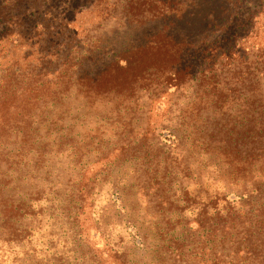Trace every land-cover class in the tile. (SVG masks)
I'll list each match as a JSON object with an SVG mask.
<instances>
[{
    "label": "trees",
    "instance_id": "1",
    "mask_svg": "<svg viewBox=\"0 0 264 264\" xmlns=\"http://www.w3.org/2000/svg\"><path fill=\"white\" fill-rule=\"evenodd\" d=\"M157 19H182L197 38L160 30L123 48L101 69L84 70L83 62L93 61L94 49L104 41L99 32L110 22L131 27ZM72 89L92 103L97 96L115 100L116 124L143 102L147 132L175 112L179 125L194 135L201 156L222 158L232 184L261 179L264 0H0V264H138L95 217L90 183L119 149L101 152L85 165L77 185L66 191L67 204L39 191L27 201L8 191L27 154L29 163L42 158L37 148L45 144L35 146L40 131H57L46 124L54 121L43 122L34 111L50 113ZM175 92L184 93V105L170 98ZM158 135L171 152L181 151V136L166 127ZM154 161L158 165L145 162L142 184L148 208L163 215L164 227L155 232L160 241L153 249L156 264H264L259 179L242 194L210 191L198 180L195 188L182 184L180 192H167L168 174L149 169ZM112 197L120 202L118 191ZM175 211V219L165 215ZM22 217L41 218L46 227L41 219L23 226ZM125 228L139 247L148 240L130 222Z\"/></svg>",
    "mask_w": 264,
    "mask_h": 264
},
{
    "label": "rangeland",
    "instance_id": "2",
    "mask_svg": "<svg viewBox=\"0 0 264 264\" xmlns=\"http://www.w3.org/2000/svg\"><path fill=\"white\" fill-rule=\"evenodd\" d=\"M160 30L178 37L189 35V38H197V35L185 26L182 19L171 22L157 19L131 27H122L114 21L99 32L104 41L99 44V48L94 49L93 61H84L82 66L85 71H97L123 48L140 43L147 36ZM101 47L104 50H101ZM183 95L184 93L175 92L170 98L181 106L185 104ZM101 100L97 96L92 103V99L90 102L72 89L68 97L64 98L62 103L56 104V108L50 113L46 114L47 108L41 111L40 108L35 110L34 113L39 114L43 122L54 121L55 124L52 125L45 123L50 128L56 127L57 131L54 129L46 135L43 130L40 131L42 138L39 139L40 143H35V146L45 144L44 148H37L42 153V158L38 157L36 163L34 160L29 163L27 157L31 154H27L19 166L18 180L14 183L16 185L9 184L8 191L18 194L19 199L23 201H27L31 193L35 194L39 191L43 196H48L50 199L58 197L62 203L67 204L66 191L77 185L85 165L97 160L101 152L107 154L114 149H119L121 153L117 158L110 162L106 169L95 173L93 178L96 180L90 183L93 187L91 191L96 192L92 197L97 224L112 242L118 243L127 251L128 257L134 263L156 264L157 256L153 249L160 241L155 232L159 227H164V221L162 214L154 213L151 208H148V191L143 189L142 184L145 172L148 171L145 170L147 169L145 162L152 164L150 161L156 160L158 165L154 161L153 165L148 166L149 169L158 167L159 174L165 172L168 174L165 181L169 183H163L167 192L168 188L169 192H180L182 184L195 188L194 182L196 183L197 180L210 191L217 190L222 193L247 192L253 183L255 184L256 178L260 180L258 183L260 186L264 185L263 176L261 179L253 176L251 180L232 184L227 176L228 167L220 162L222 158L214 154L201 156L200 148L196 146L197 143L193 139L194 135L187 134L183 125H179L178 120L175 119V112L162 125L152 128V132H147L149 120L144 113L143 102H139L134 114H129L127 118L122 117L120 121L122 124H116L115 119L118 114L115 100ZM17 101L21 104L20 99ZM139 107L142 108L139 109ZM39 117L36 116V118ZM163 127L181 136V151L178 154L175 151L171 152L173 148L169 142L159 137L158 132ZM62 132H66V135L62 137L64 143L57 149L56 144L59 143L57 141L61 139ZM66 144L73 146L67 150L62 149L66 147ZM35 155L36 153L33 152L32 157ZM116 191L121 197L119 203L114 202L112 197ZM120 205L124 206V209H121ZM179 213L182 216V212ZM165 215L175 219L178 213L166 212ZM40 219L35 217V223ZM34 220L31 222L28 218L22 217L20 222L23 226L33 225ZM43 221L41 219L42 224ZM127 222L137 229L140 238L141 236L143 238V235L148 236V240L142 247L133 243L134 237L127 234L128 229L125 228ZM44 226L46 227L45 224L42 227ZM120 239L123 242H120ZM22 259L25 261L27 257ZM27 262L29 261L26 260Z\"/></svg>",
    "mask_w": 264,
    "mask_h": 264
}]
</instances>
